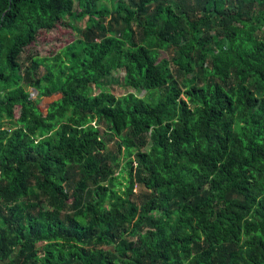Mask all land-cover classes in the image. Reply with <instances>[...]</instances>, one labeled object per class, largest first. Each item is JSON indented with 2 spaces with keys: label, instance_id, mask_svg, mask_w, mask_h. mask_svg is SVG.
Segmentation results:
<instances>
[{
  "label": "trees",
  "instance_id": "16d2710c",
  "mask_svg": "<svg viewBox=\"0 0 264 264\" xmlns=\"http://www.w3.org/2000/svg\"><path fill=\"white\" fill-rule=\"evenodd\" d=\"M192 1L0 0V264H264V0Z\"/></svg>",
  "mask_w": 264,
  "mask_h": 264
},
{
  "label": "rangeland",
  "instance_id": "374dc122",
  "mask_svg": "<svg viewBox=\"0 0 264 264\" xmlns=\"http://www.w3.org/2000/svg\"><path fill=\"white\" fill-rule=\"evenodd\" d=\"M176 1H178V0H164L165 3H174ZM191 4H193L192 0H187V2L185 3L186 6H189ZM259 15H260V17H259ZM260 20H261V13H259L257 15V17H255V19H254V17H251V21H253L255 23H260ZM71 22H73V21H71ZM73 24L75 27H79L80 29H82L83 28L82 26L84 25V23L80 24V22H73ZM263 30H264V28H263ZM75 36H76V32L72 31L69 28L59 26L54 34H46V35L42 36V38L40 39V42L42 43L41 48H40V53L42 55H45V54H47L48 51H54L66 43H71L74 41ZM161 55H162V58L171 57V53H169V52H161ZM122 78H123V75L119 74V75H115L113 79L106 80L105 81L106 87L104 88V90L106 92H110V93L114 94L117 97H121V96L127 94V91L124 88H122V84H123ZM30 91H31L32 101L38 105L39 109L43 113H47L48 106L53 101H56L61 97L60 94H56V95L51 96V97L41 98V96L35 90L30 89ZM98 93H99L98 89L95 88L94 94H98ZM144 95H145V93L141 94V97H143ZM8 109L14 118H18L21 115L22 104H21V102L10 103V105L8 106ZM106 154H107L108 158H111L113 160L120 159V156H119L118 151H117V147L115 146V144L113 142L108 146ZM119 172H120V170L118 168H116L113 176L115 178L118 177V175L120 174ZM120 182L125 185V182H123L121 180H120ZM119 189H121L123 191L124 187H120ZM144 194H145L144 189L140 188L139 186L136 187V189L134 190V193L132 195V201L135 203H140V201H142V196ZM167 194L170 198H173V194L171 192H167ZM159 216H160L159 214H156V217H159ZM40 250H41V248H40Z\"/></svg>",
  "mask_w": 264,
  "mask_h": 264
}]
</instances>
